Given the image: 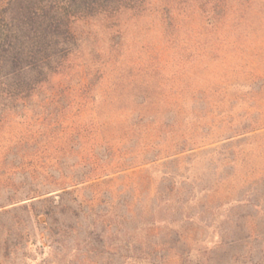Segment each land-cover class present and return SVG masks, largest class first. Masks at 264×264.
I'll return each mask as SVG.
<instances>
[{
    "label": "rangeland",
    "instance_id": "obj_1",
    "mask_svg": "<svg viewBox=\"0 0 264 264\" xmlns=\"http://www.w3.org/2000/svg\"><path fill=\"white\" fill-rule=\"evenodd\" d=\"M199 1L78 22L0 92V264H264V0Z\"/></svg>",
    "mask_w": 264,
    "mask_h": 264
},
{
    "label": "trees",
    "instance_id": "obj_2",
    "mask_svg": "<svg viewBox=\"0 0 264 264\" xmlns=\"http://www.w3.org/2000/svg\"><path fill=\"white\" fill-rule=\"evenodd\" d=\"M202 1L216 9L223 0ZM146 4L147 0H0V92L24 100L51 82L75 52L69 40L78 22L122 10L138 15ZM65 180L53 179L62 196L73 195L91 178Z\"/></svg>",
    "mask_w": 264,
    "mask_h": 264
}]
</instances>
